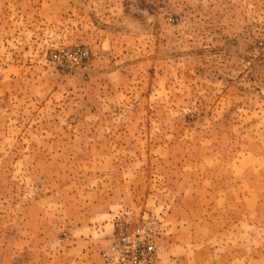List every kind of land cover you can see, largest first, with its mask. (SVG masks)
Listing matches in <instances>:
<instances>
[{
	"label": "rangeland",
	"instance_id": "obj_1",
	"mask_svg": "<svg viewBox=\"0 0 264 264\" xmlns=\"http://www.w3.org/2000/svg\"><path fill=\"white\" fill-rule=\"evenodd\" d=\"M118 224L264 264V0H0V264H112Z\"/></svg>",
	"mask_w": 264,
	"mask_h": 264
},
{
	"label": "built area",
	"instance_id": "obj_2",
	"mask_svg": "<svg viewBox=\"0 0 264 264\" xmlns=\"http://www.w3.org/2000/svg\"><path fill=\"white\" fill-rule=\"evenodd\" d=\"M85 58L88 53L82 48L58 53V60L64 65L80 64ZM159 239L160 233L152 225L129 231L118 224L109 261L112 264H160Z\"/></svg>",
	"mask_w": 264,
	"mask_h": 264
}]
</instances>
